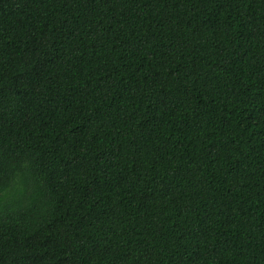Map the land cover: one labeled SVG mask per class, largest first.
Wrapping results in <instances>:
<instances>
[{"label": "trees", "instance_id": "16d2710c", "mask_svg": "<svg viewBox=\"0 0 264 264\" xmlns=\"http://www.w3.org/2000/svg\"><path fill=\"white\" fill-rule=\"evenodd\" d=\"M0 264H264V0H0Z\"/></svg>", "mask_w": 264, "mask_h": 264}]
</instances>
